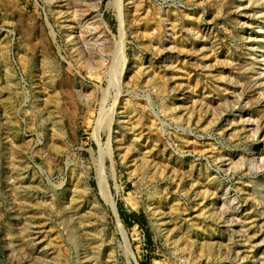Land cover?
I'll return each instance as SVG.
<instances>
[{
  "label": "rangeland",
  "instance_id": "1",
  "mask_svg": "<svg viewBox=\"0 0 264 264\" xmlns=\"http://www.w3.org/2000/svg\"><path fill=\"white\" fill-rule=\"evenodd\" d=\"M243 221L264 264V0H0V264H241Z\"/></svg>",
  "mask_w": 264,
  "mask_h": 264
},
{
  "label": "bare ground",
  "instance_id": "2",
  "mask_svg": "<svg viewBox=\"0 0 264 264\" xmlns=\"http://www.w3.org/2000/svg\"><path fill=\"white\" fill-rule=\"evenodd\" d=\"M190 17V16H189ZM263 32V31H262ZM77 39H78V37H77ZM247 41V40H246ZM77 45V44H76ZM179 49V48H178ZM189 50V49H188ZM185 53V52H184ZM208 54V53H207ZM190 55V54H189ZM82 58V57H81ZM100 60V59H99ZM97 61V60H96ZM101 61V60H100ZM213 63V62H212ZM95 64V63H94ZM100 65V64H99ZM89 66V65H88ZM87 66V67H88ZM92 67V66H91ZM185 72H187V70H186V68H178V75H179V78H181V75L183 74V73H185ZM98 73V72H97ZM178 77V76H177ZM188 77V76H187ZM186 77V78H187ZM189 78V77H188ZM178 84H179V82H178ZM177 84V85H178ZM183 84V83H182ZM180 85V84H179ZM185 85V84H184ZM188 85V84H187ZM179 88V87H178ZM183 88V87H182ZM186 88V87H185ZM188 91V90H187ZM184 92V91H183ZM224 93V92H223ZM186 102H188V99L187 98H185V100L183 101V103H184V105L182 106V105H177V113H178V121L180 122V123H185V124H187V125H191L192 124V121H193V118H192V112H191V108H190V106L189 105H191V104H188V105H185V103ZM198 103V102H197ZM202 103V102H201ZM202 106V105H201ZM194 108V107H193ZM200 111V110H199ZM204 111V110H203ZM206 111V110H205ZM186 114H185V113ZM181 113H184V115H182ZM179 114H181V115H179ZM211 114V113H210ZM195 119V118H194ZM201 119V118H200ZM249 119V118H248ZM250 120V119H249ZM176 121V120H175ZM197 123H200L201 121H198V120H195ZM251 121V120H250ZM178 122V123H179ZM212 122V121H211ZM213 123V122H212ZM210 125H211V123H209ZM209 124H208V126H209ZM232 124V123H231ZM248 124H249V122H248ZM247 124V125H248ZM181 125V124H180ZM205 124H203V128L204 127H206V126H204ZM184 126V125H183ZM234 126V125H233ZM186 127H188V126H186ZM202 127V126H201ZM254 128V127H253ZM187 130V129H186ZM204 130H207V128L206 129H204ZM210 130H211V128H210ZM223 131V130H222ZM191 132V131H190ZM207 132V131H206ZM219 132V131H218ZM183 136V135H182ZM186 138H181V136H178V140H179V142H180V145H179V147L180 148H187V149H190L191 148V143H190V139H186ZM208 143V142H207ZM196 149H197V151L199 152V153H202V154H205L206 156H210L215 162H217V159H220L219 158V156L221 155V154H219V153H217L216 152V148H215V146H213V145H208V146H205V147H202V148H197L196 147ZM217 150H218V148H217ZM220 152V151H219ZM224 155V154H223ZM222 156V155H221ZM220 156V157H221ZM221 159H223V157L221 158ZM232 159V158H231ZM236 160L234 159V161H233V168L234 169H240V168H242L243 167V164H244V161L243 160H240V161H238V162H236L235 164H234V162H235ZM255 162V161H254ZM259 163V162H258ZM254 166H255V168H257L258 166H260L259 164H257V162H255V163H252ZM232 165V164H231ZM257 171V170H256ZM208 172V171H207ZM210 177V175L209 174H207V176H206V179H207V181H208V184H213V183H215L216 181H215V179H213V178H209ZM104 194V193H103ZM107 199V198H106ZM253 201V200H252ZM254 209V208H253ZM253 227V226H252ZM252 227L250 226V227H248V224L246 223V222H241L240 223V236H242V238H243V240H244V242H246V245L245 246H247V247H245V249H246V251H244L245 253H243L242 255H241V260H242V262H241V264H259V263H257L258 261H256L255 259H254V256H253V246H254V241H253V239H254V237H255V235H253L254 237H252V236H249V231L252 229ZM238 234V233H237ZM127 239V238H126ZM126 242V241H125ZM230 251V250H229ZM240 253V252H239ZM240 260V261H241Z\"/></svg>",
  "mask_w": 264,
  "mask_h": 264
}]
</instances>
